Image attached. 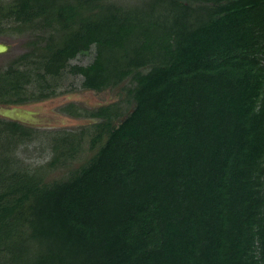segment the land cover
Segmentation results:
<instances>
[{
	"label": "trees",
	"instance_id": "16d2710c",
	"mask_svg": "<svg viewBox=\"0 0 264 264\" xmlns=\"http://www.w3.org/2000/svg\"><path fill=\"white\" fill-rule=\"evenodd\" d=\"M5 23L31 38L0 71V105L50 98L66 74L127 85L62 108L99 122L59 180L42 173L86 130L27 169L14 151L34 131L0 119V264H264V0H15Z\"/></svg>",
	"mask_w": 264,
	"mask_h": 264
},
{
	"label": "rangeland",
	"instance_id": "374dc122",
	"mask_svg": "<svg viewBox=\"0 0 264 264\" xmlns=\"http://www.w3.org/2000/svg\"><path fill=\"white\" fill-rule=\"evenodd\" d=\"M113 1L129 4L131 2H143L144 0ZM11 26L14 25L11 23L2 25L4 31L0 34V44L7 46L8 50L0 53V71L6 69L12 60L26 52V46L31 38L30 31L26 29L22 32L14 29L10 30ZM92 56V53L79 56L71 64L85 66L90 63ZM80 83V77L66 74L58 82L59 86L56 94L50 98L34 100L21 105L0 106V119L4 120L2 116L4 111H14L21 116L23 123L30 126L27 128L34 131L32 138L22 144L18 142L14 151V156L20 160L21 166L27 169L42 167L53 158V138L56 133H77L81 129L86 130V135L82 137L76 153L72 157L64 156L60 158V162L55 167L43 171L42 179L44 182L64 178L69 172L83 165L95 152L89 146V139L92 134L90 126L99 121L85 116H72L62 112V108L72 104L77 108L89 111L125 100L123 87L127 85V81L116 88L101 92L83 89ZM28 90H32V87ZM126 108L128 111L131 110L130 105ZM114 124L117 125L118 121H115Z\"/></svg>",
	"mask_w": 264,
	"mask_h": 264
},
{
	"label": "flooded vegetation",
	"instance_id": "af4514ba",
	"mask_svg": "<svg viewBox=\"0 0 264 264\" xmlns=\"http://www.w3.org/2000/svg\"><path fill=\"white\" fill-rule=\"evenodd\" d=\"M13 1H15V0H0V5L6 7L9 3L13 2ZM10 105H12V104H10ZM10 105H0V106H10ZM16 105H21V104H16ZM2 116H3L4 120H6V121L17 122L22 126L30 127V126L26 125L25 123H23L21 116H19L20 118H16V120L5 117L4 115H2Z\"/></svg>",
	"mask_w": 264,
	"mask_h": 264
},
{
	"label": "water",
	"instance_id": "95a60500",
	"mask_svg": "<svg viewBox=\"0 0 264 264\" xmlns=\"http://www.w3.org/2000/svg\"><path fill=\"white\" fill-rule=\"evenodd\" d=\"M8 50V47L3 45V44H0V53H4ZM1 113V112H0ZM2 115H4L5 117H8V118H11L13 120H16V118H20L16 112L14 111H4L2 113Z\"/></svg>",
	"mask_w": 264,
	"mask_h": 264
}]
</instances>
